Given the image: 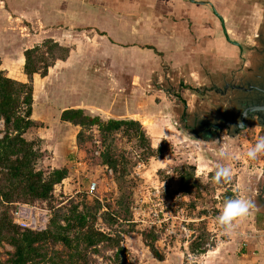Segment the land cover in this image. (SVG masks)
I'll return each mask as SVG.
<instances>
[{"label": "rangeland", "instance_id": "374dc122", "mask_svg": "<svg viewBox=\"0 0 264 264\" xmlns=\"http://www.w3.org/2000/svg\"><path fill=\"white\" fill-rule=\"evenodd\" d=\"M254 3L259 6L255 9H258V16L262 20L258 32L263 33L264 1L254 0ZM17 7L16 2H7L6 0L0 2V20L4 21V23H0V63L7 51L12 54L27 42L26 39L21 38L26 35L24 20L14 18V21L11 19V23H6L11 18L9 13L11 16L16 17V13L18 14L19 11ZM252 8L254 7L243 8L242 15L251 16L253 14ZM243 27L247 29L246 22ZM243 51L242 56H219L218 54L211 56L212 58L209 56L205 59L211 63L210 66L199 68H189L186 65L185 69L177 67L171 69L167 61L162 59L157 68L145 72L147 79L144 78L143 81L142 77L139 78V82L143 86L135 89L134 91H137L134 95H130L131 93L128 90L130 87L125 85V88L120 87L124 94L117 96V100L122 99L123 103L128 102L132 105L131 108H134L133 112L135 113L145 112V115L150 114L153 117L147 119L149 121L154 120L149 123L151 128L148 131L146 124L149 121L139 116V120L150 136L151 145L156 146L162 143L164 138L170 145V149H165L162 156L149 157L146 161H141L137 158L142 146L134 138L118 134L113 141L116 152L123 153L127 159V161L122 159V163L127 166L124 181L126 182V190H131V196L126 201L130 205V217L132 219L122 220L120 218L119 222L122 224L119 227L126 229L132 226L133 228L128 234H123V243L128 248L129 264H149L150 260L155 261L154 252L145 244L141 234V230L150 227L154 228L158 234L154 246L162 257L170 254V256L180 258L182 264H191L192 258L200 253L189 251L188 243L198 234V226H200L201 220L205 221V228L210 233L207 240L208 247H211L212 244L215 245L217 241L230 237L236 238V230L239 232L246 228L244 224L248 222L247 218L251 214L234 221V234L225 235L214 220L223 201L227 198H236V195H239L248 198L256 205V196L264 197V155L254 160L245 156L248 148L259 137L264 136V124L252 120L238 131L233 132L230 130L227 133L223 128L222 131L218 132V135L212 134L211 136L202 137L194 134L189 127V121L181 119L184 106L189 114L199 111L201 112L200 115H203L206 108L214 109L216 106L221 107L226 103L228 93L222 96L219 91L223 88V79L230 80L232 75L249 74L250 70L248 68L254 66V61L258 58L256 50L244 48ZM10 56L15 59L17 65L18 56H13V54ZM145 57L149 58V56ZM201 58L203 59V57ZM19 69L17 66V72L14 71L13 73L18 74ZM209 69L211 71L207 72ZM87 73L92 75L91 71ZM87 73L85 79L88 83H83V86L86 91L95 95L97 99L107 98L109 89L116 90V88L111 89L108 86L109 83L103 80V76H106L104 72H100L102 80L99 77L95 79L91 76L86 77ZM133 73L138 75L140 71H134ZM80 80L77 71H65L63 81L70 86L68 89H71L72 92L77 91L78 87L75 86L82 84ZM106 86L107 89H105ZM218 88L219 90H217ZM139 90L141 95L138 94ZM227 91L230 92V89H227ZM39 115L44 114L41 111ZM44 117L46 118L42 121V126H38L33 130V133L41 138V145L44 148V156L40 164L47 167L55 166L59 164L60 157L63 156L73 159L74 164L71 165V174L54 186L55 198L58 201L61 200V203L70 198L78 200L81 194L88 193H86L88 181L95 179L97 190L94 194L88 193L87 195L97 196L105 204L106 202L111 203L109 210L115 208L113 200L118 190L115 178L116 172L110 168V173L109 168L106 169L99 159L94 161L95 159L91 157V150L87 148L90 142H94L93 140L96 137L92 136L90 140L87 139L83 144L84 147H80L75 141L79 126L76 128L69 125L61 126L55 116ZM44 122H47V125H44ZM0 126H2L1 122ZM159 131H161V134H159ZM95 133L94 129L92 135ZM221 150L226 153L224 158L217 155ZM181 162L195 164V174L204 181L209 182L208 189L202 188L201 196H185L177 189L178 178L173 168L175 164ZM121 165L119 163L117 166L121 167ZM217 165L231 168L232 179L230 182L219 184L212 182L208 173L215 169ZM162 171L169 175V180L164 178ZM226 189L232 191V195L229 197L225 196ZM191 203L195 204L194 208ZM34 205H36V209L32 212L33 217L37 222L45 220L44 225L41 226L43 228L46 225L51 208L49 209L48 204L46 205L44 201L36 202ZM45 208L48 209L46 213ZM259 208L257 204L254 210L259 211ZM96 224L107 229L100 218H98ZM5 249H11V246L5 242H0L1 256L4 254ZM109 253L110 251H106V254ZM92 256L96 258V264H104V262H101L102 258L96 253Z\"/></svg>", "mask_w": 264, "mask_h": 264}, {"label": "crops", "instance_id": "0c3cea01", "mask_svg": "<svg viewBox=\"0 0 264 264\" xmlns=\"http://www.w3.org/2000/svg\"><path fill=\"white\" fill-rule=\"evenodd\" d=\"M6 1L16 2L19 10L16 17L9 13L11 18L7 16L10 19L6 23H11V19L14 21V18L24 20L26 35L21 38L27 42L12 52L13 56H18L17 65L15 59L10 56L12 55L10 51H7L0 63V70L17 79L27 80V75L22 69L23 50L26 47L47 37L69 45L68 56L65 59H55L45 75L37 72L32 74V116L43 121L46 118L44 116L53 115L59 121V125L74 128L77 125L60 119V113L64 108L81 107L86 113L102 118L107 116L100 111L114 117L140 119L139 116H142L149 121L147 119L152 117L150 114L135 113L128 102L117 100V96L124 94L120 87H130L128 89L130 95H134L137 91L134 90L143 86L139 78L142 77L143 81L147 79L145 72L157 68L162 59L167 61L171 69L176 67L185 69L186 65L189 68L210 66L211 63L205 58L217 54L242 56L244 48L255 50L259 47L257 38L261 35L258 31L262 20L258 16V9H255L259 6L254 0H208L220 12L229 37L237 40L242 46L241 49L225 38L220 20L210 5L199 0ZM248 6L254 7L253 14L246 17L247 15H242V12L243 8ZM1 22L4 23L0 20ZM245 22L247 29L243 27ZM17 66L20 71L15 74L13 72L17 70ZM68 70L77 71L81 78L82 84L75 86L78 87L75 93L69 90L70 86L63 81L65 71ZM89 71L92 75L87 73ZM134 71L140 73L137 75L133 73ZM210 71L209 69L207 72ZM100 72L107 76L102 74L105 78L103 80L109 83L108 86L111 89L116 88L109 89V96L103 99H97L83 86V83H88L85 79L86 73V77L91 76L94 79L99 77L102 80ZM138 94L141 95L140 90ZM41 111L44 114L42 116L39 115ZM153 121L147 122L148 131L151 128L149 123ZM44 125H47V122H44ZM63 157H60L57 165L64 163L74 165L73 159ZM254 209L247 218L248 222L244 224L246 228L241 231L249 233L252 229L263 228L260 226V214ZM236 234V238L217 241L215 245L200 252L192 258L191 264H264V246L261 238L254 236L240 238L241 235L238 232ZM150 263L182 264V261L167 254L161 259L156 257L155 261L150 260Z\"/></svg>", "mask_w": 264, "mask_h": 264}, {"label": "trees", "instance_id": "16d2710c", "mask_svg": "<svg viewBox=\"0 0 264 264\" xmlns=\"http://www.w3.org/2000/svg\"><path fill=\"white\" fill-rule=\"evenodd\" d=\"M69 51V45L47 37L23 50L22 69L27 80L17 79L0 70V242L11 246V249L4 250L2 256L0 250V264H96L94 253L102 258L104 264H129L123 234H128L133 228L119 227L122 224L120 218L132 219L130 205L126 201L131 190H126L124 181L127 166L122 163V159H127L123 153L116 152L113 141L118 134L134 138L142 146L137 158L141 161L162 156L165 149H170L165 138L162 143L152 146L145 126L137 118L103 119L86 113L81 107L64 108L60 119L79 126L75 141L80 147H84L87 139L96 137L87 148L91 150L94 161L99 159L106 169L116 172L118 190L112 210H109L111 203L105 204L97 196L87 195V191L78 200L70 198L59 202L53 193L54 186L71 174L72 166L66 163L51 167L40 164L44 148L41 138L33 130L42 126V121L32 116V74L45 75L55 59H65ZM94 129L96 133L92 135ZM119 163L121 167L117 166ZM173 171L178 178L177 189L182 195L201 196L202 190L210 185L195 174L193 163L175 164ZM162 173L169 180V175ZM212 174V171L208 173L210 177ZM230 195L232 191L226 189L225 196ZM39 201H44L51 208L43 228L22 226L15 221L14 211L18 203ZM255 203L261 208L258 213L262 222L260 226L264 228V197L257 195ZM191 206L194 208L195 204L191 203ZM98 218L107 229L96 224ZM198 228L199 232L188 243V249L200 253L208 248L210 233L204 220L200 221ZM141 234L145 244L161 259L162 255L154 246L158 237L154 228L143 229ZM106 251L110 253L106 254Z\"/></svg>", "mask_w": 264, "mask_h": 264}, {"label": "flooded vegetation", "instance_id": "af4514ba", "mask_svg": "<svg viewBox=\"0 0 264 264\" xmlns=\"http://www.w3.org/2000/svg\"><path fill=\"white\" fill-rule=\"evenodd\" d=\"M258 34H261L257 38L260 47L255 48L258 58L254 66L248 68L250 73L232 75L230 80L223 79V88L217 89L222 96L228 93L223 106L206 108L203 115L199 111L189 114L184 106L181 119L190 122L189 127L196 136L218 135L223 128L227 133L230 130L235 132L238 120H244L243 127L252 120L264 124V32L263 36L262 32Z\"/></svg>", "mask_w": 264, "mask_h": 264}, {"label": "clouds", "instance_id": "9594fccd", "mask_svg": "<svg viewBox=\"0 0 264 264\" xmlns=\"http://www.w3.org/2000/svg\"><path fill=\"white\" fill-rule=\"evenodd\" d=\"M237 126L242 127L243 125L239 124ZM217 155L220 158H224L226 153L221 150ZM262 155H264V136L259 137L245 153L246 158L252 160L257 159ZM212 173V182L217 184L230 182L232 179L231 168L227 166L217 165L216 168L212 170ZM254 208H256V205L248 198H227L223 201L218 214L214 217L215 223L225 235H233L235 229L234 221L238 218L247 217L252 214Z\"/></svg>", "mask_w": 264, "mask_h": 264}, {"label": "built area", "instance_id": "2783aa9c", "mask_svg": "<svg viewBox=\"0 0 264 264\" xmlns=\"http://www.w3.org/2000/svg\"><path fill=\"white\" fill-rule=\"evenodd\" d=\"M108 171L111 173L110 168L108 169ZM96 190H97V181L95 179H91L86 186V191L90 194H94ZM236 196L240 197L239 195H236ZM34 209H36V205L34 204L18 203L14 211L15 221L21 224L22 226L41 228V226L44 225L45 220L43 219L42 222H37V220L33 217V214H32ZM44 210H45V213L46 211H48L47 208H45ZM260 230L252 229L249 233L248 232L246 233L243 231L238 232L237 230L236 232H238L242 238H245V236H254L257 238H261L262 245L264 246V228Z\"/></svg>", "mask_w": 264, "mask_h": 264}, {"label": "water", "instance_id": "95a60500", "mask_svg": "<svg viewBox=\"0 0 264 264\" xmlns=\"http://www.w3.org/2000/svg\"><path fill=\"white\" fill-rule=\"evenodd\" d=\"M199 1L202 2V3H208V4L210 5V7L212 8L213 12L218 16V18H219V20H220V23H221V26H222V31H223V34H224L225 38H226L227 40L231 41L232 43L237 44V45L239 46V48L241 49V48H242L241 44H240L237 40L232 39V38L229 37V35H228L227 31H226V27H225V25H224L223 17H222V15L220 14V12L214 7V5H213L210 1H208V0H199ZM262 107H264V105H263ZM100 113L103 114V115L106 114L107 117H106V118H103V119H107V118H109V117H114V116H111V115H109L108 113H105V112H103V111H100ZM101 118H102V117H101ZM117 118H119V117H117ZM237 122H238V125H239V124H242V125H243L244 120H238ZM242 127H243V126H242ZM242 127H237V128H236V131H238V129H240V128H242ZM232 135H233V134H232ZM263 173H264V164H263Z\"/></svg>", "mask_w": 264, "mask_h": 264}]
</instances>
